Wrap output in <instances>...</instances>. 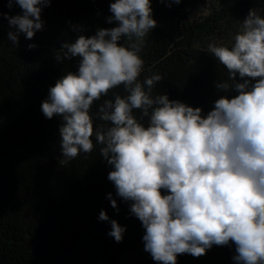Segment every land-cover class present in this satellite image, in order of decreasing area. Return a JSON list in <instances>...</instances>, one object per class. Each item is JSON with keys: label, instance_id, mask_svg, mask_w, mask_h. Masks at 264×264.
Segmentation results:
<instances>
[{"label": "clouds", "instance_id": "1", "mask_svg": "<svg viewBox=\"0 0 264 264\" xmlns=\"http://www.w3.org/2000/svg\"><path fill=\"white\" fill-rule=\"evenodd\" d=\"M159 2L171 8L181 0ZM50 3L8 0L6 7L22 10L0 13L14 48L21 34L30 40L43 29L41 13ZM151 5L152 0H113L106 22L116 26L80 34L55 53L57 62L79 58L77 70L62 74L40 104L46 119L61 121L58 165L91 153L94 140L110 166L107 179L115 196L141 222L144 251L159 264H177L178 254L200 257L214 245H234V264H264V16L249 9L230 45H207L205 52L228 77L214 82L227 94L205 114L170 100L167 92L153 94L160 73L139 79L145 37L157 26ZM70 27L83 31L81 25ZM120 85L125 95L113 93L90 113L94 101ZM93 115L106 124L94 129ZM106 199L119 211L113 193ZM97 218L110 224L108 236L122 241L125 226L103 209Z\"/></svg>", "mask_w": 264, "mask_h": 264}, {"label": "trees", "instance_id": "2", "mask_svg": "<svg viewBox=\"0 0 264 264\" xmlns=\"http://www.w3.org/2000/svg\"><path fill=\"white\" fill-rule=\"evenodd\" d=\"M7 2L0 0V13H21L18 6L6 7ZM111 2L51 0L41 13L43 29L30 40L21 34L17 48L7 40L9 28L0 15V264H92L100 256L106 264H117L123 252L142 242L141 222L129 215L128 203L115 196L107 179L111 169L101 160L99 146L93 140L91 153H80L59 166L61 121L57 116L46 119L40 110L49 86L78 68L79 58L57 62L55 53L80 34L91 36L98 28L116 26V22H106ZM151 6L157 26L145 37L140 53L144 71L139 79L160 73L163 79L153 94L167 92L170 100L200 107L206 114L219 95L227 94L214 84L227 80V70L203 45L206 37L217 33L219 20L195 25L190 0L171 8L152 0ZM249 9L264 16V0H240L234 6L243 17ZM72 24L81 25L83 31L74 32ZM28 44L36 47L28 49ZM113 93L126 94L123 85L111 89L93 102L90 113L95 114ZM134 115L139 118V110ZM143 122L147 123V117ZM105 124L93 115L94 129ZM109 192L119 211L106 199ZM101 209L125 226L121 242L107 235L110 224L97 218ZM234 254V245H214L200 257L178 254L177 264H234ZM138 264L159 262L151 258Z\"/></svg>", "mask_w": 264, "mask_h": 264}, {"label": "rangeland", "instance_id": "3", "mask_svg": "<svg viewBox=\"0 0 264 264\" xmlns=\"http://www.w3.org/2000/svg\"><path fill=\"white\" fill-rule=\"evenodd\" d=\"M240 0H190L192 22L195 25H203L212 19H218V30L213 36L206 37L203 45L209 43L230 44L232 37L238 31L240 20L244 17L236 13L234 6ZM151 259L148 252L144 251L143 242L134 248L123 252L117 264H138L141 261ZM92 264H106L103 256H100Z\"/></svg>", "mask_w": 264, "mask_h": 264}]
</instances>
